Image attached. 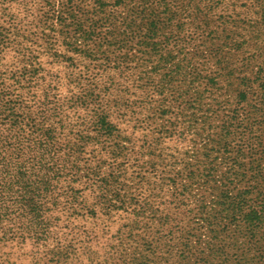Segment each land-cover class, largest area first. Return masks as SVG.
Segmentation results:
<instances>
[{"label": "trees", "instance_id": "1", "mask_svg": "<svg viewBox=\"0 0 264 264\" xmlns=\"http://www.w3.org/2000/svg\"><path fill=\"white\" fill-rule=\"evenodd\" d=\"M99 1L65 0V38H259L258 33L264 30V0H252L241 9L226 4L224 0H115L113 13L117 19L121 17L123 22L127 21L126 27L129 28L128 32L122 34L115 31V25L108 18L99 24L89 17L99 9ZM30 3V0H20L16 6L26 10ZM1 6L3 2H0ZM139 6H142V15L138 11ZM257 17L260 19L259 25ZM187 23L189 26H186ZM132 42L125 44L128 52L129 47H134ZM192 43L193 40H167L164 44L157 41L139 44L146 48L147 60L156 62L151 74L162 71L168 62L167 65L172 66V70L165 74L163 83L152 86L159 101L165 103L163 111L170 113L169 108H179L181 96L173 97L168 102L165 95L168 91L164 86L174 85L171 83L173 78L180 76L199 53H204L203 45L207 47L203 59H207V62L216 60L219 65L216 72L207 73L200 80L197 78V84L213 87L223 78L230 84L236 83L243 90L237 96V103L225 98L222 101L219 97L212 98L218 108L228 107L220 130L214 123L223 110L220 113L214 110L211 115L203 111L205 118L195 125L193 117L184 114L186 118L183 121H188L191 129L195 132L201 130L210 137L214 135V138L209 137V143L203 146V150L186 156V161L174 159L170 162L174 171L167 178L166 185L171 192L165 206L162 205L165 214L158 216L161 221L157 225L166 238L175 236L183 242L190 237L185 231H201L197 245L181 244V255L185 252L192 255L190 264H264V193L261 194L264 188L247 182L243 184L246 170L242 164L248 147L241 142L245 137H257L264 132L262 43H243L254 53L253 62L244 65L243 72H236L238 69L230 65L231 58L239 55L237 47L243 46L240 42H233L231 47L225 48L226 42L205 40L200 42L201 46L198 43L193 52L188 49ZM7 50L11 52V47ZM130 61L136 64L137 60ZM29 65L33 66L31 63ZM10 67L0 69V264H9L3 259L9 254L1 252L2 248L8 247L16 253L19 245L36 247L52 232L50 228L53 229V224L49 225L48 220L60 210V198L71 200L72 196L62 192V188L71 177L72 170L77 169L75 162L79 156H76V152L81 146L88 147L90 139L83 135L82 129V133L72 131L73 134H70L74 140L78 139L77 142L65 143L67 134L62 117L63 106L55 99L59 88L55 83H49L47 76L38 68ZM109 90L105 88L104 94ZM215 90L217 88L203 91L216 95ZM248 99L253 104L243 107L242 101L244 103ZM197 100L194 96L193 103ZM76 114L78 119L83 117L78 110ZM91 115L93 121L88 129L98 134L97 139L100 140L97 143L104 144L102 137L113 140L112 134L118 131L113 122L98 108L92 110ZM175 122H169V127L181 130L180 122ZM136 127L133 128L135 132L139 130L144 133L142 126ZM184 132L190 133V130ZM229 138H232V142L227 141ZM221 140L233 149L231 151L236 155L233 162L229 156L221 160L211 158L221 148ZM157 142L155 140L154 144L157 145ZM154 144L143 143L141 153L153 157L157 149ZM228 145L225 147L228 148ZM122 151V147L115 144L112 155L120 156ZM142 164L153 167L155 163L149 159ZM250 170L260 174L264 168L253 163ZM194 189L197 193L192 194ZM206 194L213 197L208 204L210 206L203 205ZM158 195L159 192H153L149 195L150 200L154 201ZM130 200L134 209L138 207L141 212L144 206L151 209L152 202L139 203L134 197ZM149 211L153 216L157 213V210ZM138 212L135 213L140 214ZM186 222H192L193 226L182 228L184 223L186 227ZM80 235L88 242H97L103 237L89 224L80 230ZM95 236L100 237L94 239ZM95 257L91 252L83 259L93 264Z\"/></svg>", "mask_w": 264, "mask_h": 264}, {"label": "rangeland", "instance_id": "2", "mask_svg": "<svg viewBox=\"0 0 264 264\" xmlns=\"http://www.w3.org/2000/svg\"><path fill=\"white\" fill-rule=\"evenodd\" d=\"M19 1L0 0L3 2L0 8V69L6 66L12 69L24 66L38 68L47 76L49 83H55L59 88L55 99L63 106L62 117L67 134L65 143L77 142L78 139L74 140L70 134H73L72 131L82 133V129L83 135L90 139L88 147L81 146V150L76 152V156H79L75 162L77 169L72 170L71 177L62 188V192L72 196L71 200L60 198V210L48 220L49 225L53 224V229L50 228L52 232L36 247L19 245L16 253L8 247L2 248L1 252L9 254L3 258L4 261L9 264H90L83 258L92 252L97 257L93 264H190L192 255L186 252L181 255V244L197 245L201 231H185L190 237L183 242L175 236L166 238L157 225L161 221L158 216L165 214L162 205L165 206L171 192L166 185L167 178L174 171L170 162L174 159L186 161V156L202 151L203 146L214 138V135L210 137L201 130L195 132L191 129L189 122L183 121L186 118L184 114L193 117L195 125L205 118L203 111L211 115L214 110L219 113L223 110L214 123L220 130L228 107L218 108L212 98L219 97L221 101L225 98L237 103V96L243 90L236 83L230 84L223 78L213 87L197 84V78L200 80L207 73L216 72L219 65L216 60L207 62V59H203L207 47L201 46L200 42L222 41L228 43L225 48L231 47L233 42L242 45L244 42H261L264 59V30L258 33L259 38H65V0H30L26 10L16 6ZM251 1L224 0L226 4L239 9ZM99 3L97 12L89 17L99 24L108 18L115 25L113 28H116V32H128L127 21L123 22L121 17L117 19L113 13L115 0H101ZM5 6L9 7L4 9ZM141 7H138L140 15L143 12ZM257 21L259 25V17ZM167 40H193L189 51L193 52L198 43L204 51L183 69L180 76L173 78V86H164L168 91L165 94L168 102L179 95L182 98L179 108L168 109L170 113L163 111L165 103L159 101L152 86L163 83L165 74L172 70V66H168V62L162 71L151 74L156 62L147 60L146 48L139 45L148 41L164 44ZM128 41L134 43L133 49L129 47V52L125 48V44H130ZM10 47L11 52H8ZM15 50L18 51L13 55ZM237 50L239 55L231 58L230 65L238 69L236 72H243V66L253 62L254 53L247 45L237 47ZM133 59L137 60L136 64L130 61ZM261 83L264 84V80ZM107 87L110 90L104 94ZM214 88H217L214 91L216 95L204 92ZM193 95L198 99L195 103ZM247 104H253V101L248 99L244 103L242 101L241 105L245 107ZM97 108L118 129L112 134L113 140L102 137V145L97 143L100 140L97 139L98 134L88 129L93 121L91 111ZM77 110L83 114L80 119ZM171 121H176V124L180 122L181 130L169 127ZM136 125L142 126L144 133L139 130L135 132L133 128H137ZM184 130H190V133ZM155 140L158 141L157 145L154 144ZM227 141L232 142V138ZM151 142L157 148L153 157L141 153L142 144ZM241 142L248 147L242 164L247 171L243 184L247 182L264 188V171L257 174L250 170L253 163L264 168V132L257 137H245ZM115 144L123 150L117 157L112 155ZM225 145L228 144L221 140V148L211 155L213 160L229 156L230 161H234L236 155L231 151L233 149ZM149 159L154 161L153 167L142 164ZM153 192H159L154 201L149 197ZM192 192L194 194L196 189ZM262 193L264 189H261ZM131 197L139 203L152 202L151 209L144 206L141 212L138 207L132 208ZM212 200V195L206 194L203 205H208ZM152 209L157 210L154 216L149 211ZM88 224L97 234H103L101 240L88 242L82 238L80 230ZM186 224L182 228L193 226L192 222ZM99 237L95 236L94 239ZM187 255L189 258L184 259Z\"/></svg>", "mask_w": 264, "mask_h": 264}]
</instances>
